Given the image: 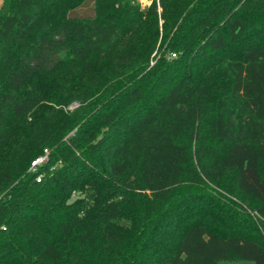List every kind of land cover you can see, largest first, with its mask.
I'll use <instances>...</instances> for the list:
<instances>
[{"label": "trees", "instance_id": "1", "mask_svg": "<svg viewBox=\"0 0 264 264\" xmlns=\"http://www.w3.org/2000/svg\"><path fill=\"white\" fill-rule=\"evenodd\" d=\"M249 261L264 0H2L0 264Z\"/></svg>", "mask_w": 264, "mask_h": 264}, {"label": "built area", "instance_id": "2", "mask_svg": "<svg viewBox=\"0 0 264 264\" xmlns=\"http://www.w3.org/2000/svg\"><path fill=\"white\" fill-rule=\"evenodd\" d=\"M176 53H171L169 56H175ZM50 159V150L45 148L44 151L32 159L30 169L31 171L35 172L38 168L46 163L49 162ZM42 178V173L37 174V180L40 181Z\"/></svg>", "mask_w": 264, "mask_h": 264}, {"label": "rangeland", "instance_id": "3", "mask_svg": "<svg viewBox=\"0 0 264 264\" xmlns=\"http://www.w3.org/2000/svg\"><path fill=\"white\" fill-rule=\"evenodd\" d=\"M2 0H0V2H1ZM139 2L143 5V6H146V5H150L151 4V2H152V0H139ZM159 43H160V41H159ZM158 43V44H159ZM163 49H164V46H162L161 48H159L158 50H155L154 51V53H153V55H156V57H158V56H160V54H161V52L163 51ZM154 59H155V56H154ZM153 59V60H154ZM77 105V103L75 102V103H72L71 105H69V107L70 108H74L75 106ZM207 190H208V192H213V189H211V188H207ZM203 194V193H202ZM224 264H227V263H224ZM233 264H239L238 262H234ZM243 264H253L251 261H249V262H244Z\"/></svg>", "mask_w": 264, "mask_h": 264}]
</instances>
